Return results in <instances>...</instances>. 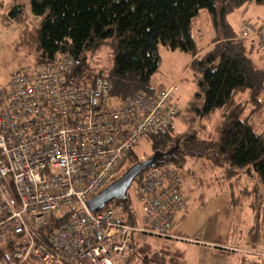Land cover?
I'll use <instances>...</instances> for the list:
<instances>
[{
  "label": "trees",
  "instance_id": "1",
  "mask_svg": "<svg viewBox=\"0 0 264 264\" xmlns=\"http://www.w3.org/2000/svg\"><path fill=\"white\" fill-rule=\"evenodd\" d=\"M250 1L264 3V0H29L31 13L41 17L34 36L35 64L50 61L58 54L70 55L75 67L66 77L69 84L77 87L83 88L102 76L112 82V95L119 100L135 91L149 96L156 89L152 75L157 71L159 45L195 56L188 66L193 71L197 91L187 109L199 126L195 128L193 122L183 121L181 131L174 130L173 119L180 110L174 100L173 83L176 115L164 131L144 136L151 153L166 152L156 164H170L180 172L183 181L191 179L195 186L209 179L211 185L217 184L230 194L227 204L233 212L240 213L241 219L250 218L251 224L243 235L244 247L229 243L211 246L213 252L225 257L226 264L228 260L230 264H264V248L259 254L251 252L257 251L258 241L252 237L253 227L260 221L258 215L262 218L264 212L261 201V207L253 209L258 191L264 192V44L257 38H238L239 34L226 19L228 13ZM18 7L21 6L13 10ZM193 20H210L215 33L212 44L198 57L199 47L191 32ZM247 24L264 35V26L255 27L248 20ZM103 46L112 59L108 68L97 63ZM213 115H217L213 125L203 128L201 122ZM133 148L130 160L135 163L140 160ZM146 171L136 176L134 187L140 184ZM113 201L122 204L121 217L125 222L137 224L135 205L128 192L125 199ZM245 207L248 214L243 212ZM64 220L65 213L52 215L38 229L39 241L47 242L49 233ZM136 234L115 264H190L174 238ZM17 245L0 244V257L4 249ZM56 264L71 263L59 260Z\"/></svg>",
  "mask_w": 264,
  "mask_h": 264
},
{
  "label": "built area",
  "instance_id": "2",
  "mask_svg": "<svg viewBox=\"0 0 264 264\" xmlns=\"http://www.w3.org/2000/svg\"><path fill=\"white\" fill-rule=\"evenodd\" d=\"M238 38L260 40L262 32L244 23ZM74 67V58L58 54L0 86V244H19L4 249L0 264H115L134 234L169 236L174 214L187 206L180 172L162 162L133 189L141 222H125L120 202L87 209L139 139L169 126L177 106L174 85L119 100L106 77L69 84ZM64 213L47 242L39 241L38 229Z\"/></svg>",
  "mask_w": 264,
  "mask_h": 264
},
{
  "label": "rangeland",
  "instance_id": "3",
  "mask_svg": "<svg viewBox=\"0 0 264 264\" xmlns=\"http://www.w3.org/2000/svg\"><path fill=\"white\" fill-rule=\"evenodd\" d=\"M21 6L13 10L16 6ZM16 10V11H15ZM207 15V13L203 12ZM202 14V13H201ZM208 16V15H207ZM227 22L233 31L237 30L239 34L242 25L247 23V20L255 27L264 26V3L247 2L237 9L231 11L226 16ZM41 17L34 16L30 11L29 0H0V86L5 87L8 85L11 76L15 73H22L32 69L35 66V50H34V36L36 29L39 27ZM191 26V32L195 44L200 47L206 43L209 39V31L213 29L212 22L193 20ZM245 21V22H244ZM215 33H213L214 36ZM260 41L264 44V35ZM107 48V47H106ZM105 46L101 49V56L99 55L97 63L104 68H108L112 64L111 55ZM159 61L157 66V73L162 75L165 81L175 80L177 77L174 88V100L179 108V114L173 119V127L175 131H181L183 121L193 122L195 120L191 116V111L187 109L189 101H191L194 93L197 91L196 82L194 79L193 71L187 65L184 70L183 67L191 57L189 52H184L178 49H169L163 45L158 47ZM183 70V71H182ZM182 71V72H181ZM181 72V74H180ZM244 103L240 101V104ZM217 115H213L203 123V128H208L215 122L214 119ZM193 126L196 128L200 123L194 121ZM176 132V137L178 136ZM175 136V135H174ZM136 155L144 154V157L139 158L142 160L151 156V147L148 139L143 136L139 139V142L133 148ZM134 162L128 160L123 164V169L120 171L122 175L127 168H129ZM135 182L131 183L127 192L131 196L132 205L136 204L133 196V189ZM132 191V193H131ZM230 195V194H229ZM258 199L255 201L253 209L257 210L261 207L260 201L264 203V192L258 191ZM229 198V197H228ZM137 205V204H136ZM138 206V205H137ZM136 209V220L140 218L142 212L138 207ZM246 210V207L244 208ZM244 214H248L249 210L243 211ZM257 213V212H256ZM243 214V213H242ZM258 214V213H257ZM249 216V215H248ZM255 222L253 227L252 237L257 241V251H251L252 253L259 254L260 250L264 248V212ZM243 217L236 211L232 213L231 231L228 238V243L231 245H239L244 247V233L250 226V218L241 219ZM261 235V236H260ZM136 237H141L142 234H136ZM142 237H145L144 235ZM262 241V242H261ZM261 242V244H260ZM260 244V246H259ZM262 247V248H261ZM250 251V250H249ZM187 254L188 259L191 261L194 257L191 251ZM125 255H123L124 257ZM230 260H228L227 264Z\"/></svg>",
  "mask_w": 264,
  "mask_h": 264
},
{
  "label": "crops",
  "instance_id": "4",
  "mask_svg": "<svg viewBox=\"0 0 264 264\" xmlns=\"http://www.w3.org/2000/svg\"><path fill=\"white\" fill-rule=\"evenodd\" d=\"M234 32L236 33L237 30ZM213 33L214 31H209V39L199 47L196 57L212 44ZM194 57L191 55L183 70ZM177 77L175 80L165 81L163 76L156 71L152 75V80L157 88L171 86L176 82ZM138 157H144V154H140ZM198 171L195 172V175L199 174ZM210 183L211 181L208 179L199 186H195L192 185L191 179L182 180L187 206L185 210L176 212L172 219L169 236L174 238L175 242L184 249L186 260L190 264H226L225 257L213 252L211 246L217 243H228L233 210L227 204L229 193L217 184L211 185ZM135 202L142 212L137 221L139 223L142 220L143 210L137 200ZM136 204L135 207H138ZM189 251L194 257L191 261L187 256Z\"/></svg>",
  "mask_w": 264,
  "mask_h": 264
},
{
  "label": "water",
  "instance_id": "5",
  "mask_svg": "<svg viewBox=\"0 0 264 264\" xmlns=\"http://www.w3.org/2000/svg\"><path fill=\"white\" fill-rule=\"evenodd\" d=\"M165 154L166 152L154 151L148 158L133 163L116 180L107 185L96 195L87 199L85 202L87 209L89 211H99L110 201L125 199L127 196V190L136 176L155 165L158 159Z\"/></svg>",
  "mask_w": 264,
  "mask_h": 264
}]
</instances>
